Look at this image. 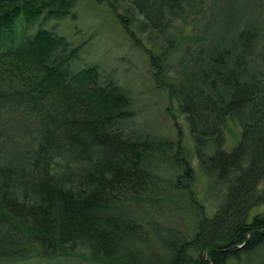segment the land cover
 I'll use <instances>...</instances> for the list:
<instances>
[{
	"label": "trees",
	"instance_id": "obj_1",
	"mask_svg": "<svg viewBox=\"0 0 264 264\" xmlns=\"http://www.w3.org/2000/svg\"><path fill=\"white\" fill-rule=\"evenodd\" d=\"M92 1L150 46L214 205L195 194L179 135L140 129L109 73L72 67L80 46L46 23L73 19L75 0H0V263L248 257L264 245V0Z\"/></svg>",
	"mask_w": 264,
	"mask_h": 264
},
{
	"label": "rangeland",
	"instance_id": "obj_2",
	"mask_svg": "<svg viewBox=\"0 0 264 264\" xmlns=\"http://www.w3.org/2000/svg\"><path fill=\"white\" fill-rule=\"evenodd\" d=\"M73 19L50 20L46 27L62 34L71 46L79 45V51L72 60V67L79 69L94 64L109 73L124 93L130 98L134 121L140 129L173 141L178 135L183 150L194 170L193 189L207 210L214 204L205 196L206 181L198 169L192 150L187 126L182 115L175 112L166 94L155 86L151 77L145 49L150 46L144 36L133 30L137 44L124 32L104 4L92 0H75ZM177 26L183 34L187 26L180 21ZM226 143L229 146L237 136L238 126L234 122L226 125ZM264 185V183L262 184ZM0 264H99L77 256L30 257L26 260L6 261ZM226 264H264V245L239 262Z\"/></svg>",
	"mask_w": 264,
	"mask_h": 264
}]
</instances>
